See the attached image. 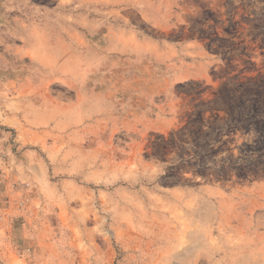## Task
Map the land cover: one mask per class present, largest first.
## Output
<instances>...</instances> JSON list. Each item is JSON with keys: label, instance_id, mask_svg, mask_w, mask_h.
Listing matches in <instances>:
<instances>
[{"label": "rangeland", "instance_id": "rangeland-1", "mask_svg": "<svg viewBox=\"0 0 264 264\" xmlns=\"http://www.w3.org/2000/svg\"><path fill=\"white\" fill-rule=\"evenodd\" d=\"M0 264H264V0H0Z\"/></svg>", "mask_w": 264, "mask_h": 264}, {"label": "built area", "instance_id": "built-area-1", "mask_svg": "<svg viewBox=\"0 0 264 264\" xmlns=\"http://www.w3.org/2000/svg\"><path fill=\"white\" fill-rule=\"evenodd\" d=\"M7 153L4 151L2 144L0 143V162H5L7 159ZM4 175L0 172V185L4 184Z\"/></svg>", "mask_w": 264, "mask_h": 264}]
</instances>
